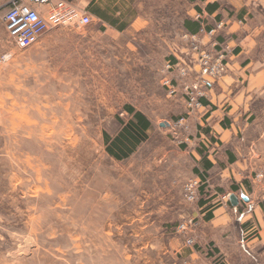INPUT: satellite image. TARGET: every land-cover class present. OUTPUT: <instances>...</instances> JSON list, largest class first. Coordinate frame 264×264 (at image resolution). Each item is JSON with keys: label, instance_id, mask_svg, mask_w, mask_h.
<instances>
[{"label": "rangeland", "instance_id": "374dc122", "mask_svg": "<svg viewBox=\"0 0 264 264\" xmlns=\"http://www.w3.org/2000/svg\"><path fill=\"white\" fill-rule=\"evenodd\" d=\"M130 1L124 14H108L110 26L99 27L85 11L87 25L68 18L26 47L7 36L0 18V264H188L195 228L177 229L198 220L191 215L196 201L182 196L188 165H179L182 181L166 188L161 173L169 164L163 148L179 144L168 123L185 100L168 95L160 80L170 47L185 45L177 28L188 3ZM260 1L248 20V47L264 65ZM42 5L43 14L50 4ZM253 103L258 130L249 126L247 138L262 158L255 173L264 169V94ZM127 105L143 111L150 127L116 159L105 150L104 134L113 138L133 117Z\"/></svg>", "mask_w": 264, "mask_h": 264}, {"label": "crops", "instance_id": "0c3cea01", "mask_svg": "<svg viewBox=\"0 0 264 264\" xmlns=\"http://www.w3.org/2000/svg\"><path fill=\"white\" fill-rule=\"evenodd\" d=\"M7 1L0 0L1 11ZM75 1L97 19L99 27L112 25L108 15L112 11L124 14L131 6L130 0ZM185 1L188 6L181 24L178 10L176 7L174 10L171 1V13L175 11L177 27L180 24L177 31H191L188 27L193 25L192 20L198 23L195 15L201 13L208 27L217 21L225 23L226 27L217 30L213 39L228 42L233 47L226 58V72L209 85V94L203 100L205 110L190 118L194 138L177 144L172 151L162 150L163 161L169 163L168 169L161 171L163 178L169 179L164 181V188L178 182L181 176L187 179L197 175L206 179L199 187L191 213L198 216V226L192 232L194 242L186 250L188 264H264V187L253 182L254 170L262 158L260 150H253V140L247 138L249 126L258 130L253 123V101L264 94V65L249 51L253 32L247 28L254 5L261 1ZM29 4L37 9L45 8L42 4ZM136 18L134 16L132 22ZM209 38L205 35L203 41L208 42ZM171 39L177 42L178 34ZM183 48L174 44L170 47L171 54H181ZM3 52L4 44H0V53ZM181 108L183 112L184 103ZM158 124L165 123L158 121ZM260 136L257 134V139ZM181 163L187 164L189 170L178 176ZM227 193L238 196L236 205L223 197ZM241 194L247 195V200L242 199ZM164 195H168L167 192Z\"/></svg>", "mask_w": 264, "mask_h": 264}, {"label": "built area", "instance_id": "2783aa9c", "mask_svg": "<svg viewBox=\"0 0 264 264\" xmlns=\"http://www.w3.org/2000/svg\"><path fill=\"white\" fill-rule=\"evenodd\" d=\"M29 3L50 4V8L42 14ZM5 5L0 15L1 21L7 36L20 47L36 42L49 27L68 18H74L82 25H87L91 19L86 10L75 7L68 0H8ZM195 18L199 24L197 31H183L181 34L185 43V56L172 53L163 65L160 79L168 95L181 94L185 100L184 111L168 123L173 138L179 144L190 140V118L205 110L203 99L209 94V85L226 72V58L232 50L228 42L219 43L213 39L217 30L222 29V21L208 27L201 13H197ZM205 35L210 37L208 42L203 41ZM205 180L197 175L188 177L182 186L183 199L196 201L199 187ZM254 181L264 187V169L254 173ZM228 195L223 197L228 200ZM194 218L181 221L177 229L182 232L193 230L198 225ZM250 229L255 230L253 225ZM186 241L192 243L193 238L188 236Z\"/></svg>", "mask_w": 264, "mask_h": 264}, {"label": "trees", "instance_id": "16d2710c", "mask_svg": "<svg viewBox=\"0 0 264 264\" xmlns=\"http://www.w3.org/2000/svg\"><path fill=\"white\" fill-rule=\"evenodd\" d=\"M192 24L188 29L192 32L197 31L199 24L194 20H192ZM125 108L132 113L133 117L123 123L121 129L113 138L109 139L108 134H104L105 150L116 159L127 156L135 145L145 137V130L150 125V121L141 111L133 110L129 105Z\"/></svg>", "mask_w": 264, "mask_h": 264}, {"label": "water", "instance_id": "95a60500", "mask_svg": "<svg viewBox=\"0 0 264 264\" xmlns=\"http://www.w3.org/2000/svg\"><path fill=\"white\" fill-rule=\"evenodd\" d=\"M240 197L247 200V195L245 194H241ZM228 199L232 205H236L238 203V196L235 193H229Z\"/></svg>", "mask_w": 264, "mask_h": 264}, {"label": "snow or ice", "instance_id": "6c2138e0", "mask_svg": "<svg viewBox=\"0 0 264 264\" xmlns=\"http://www.w3.org/2000/svg\"><path fill=\"white\" fill-rule=\"evenodd\" d=\"M0 239H2V237H0Z\"/></svg>", "mask_w": 264, "mask_h": 264}]
</instances>
